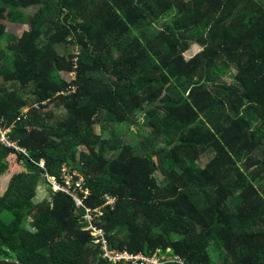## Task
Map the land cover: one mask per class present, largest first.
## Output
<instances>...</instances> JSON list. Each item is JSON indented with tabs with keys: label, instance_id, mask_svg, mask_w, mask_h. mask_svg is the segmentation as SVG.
<instances>
[{
	"label": "trees",
	"instance_id": "obj_1",
	"mask_svg": "<svg viewBox=\"0 0 264 264\" xmlns=\"http://www.w3.org/2000/svg\"><path fill=\"white\" fill-rule=\"evenodd\" d=\"M142 115L149 147L115 129ZM0 123L28 154L0 146V177L26 168L0 195V259L116 264L52 192L66 166L87 207L116 197L98 224L113 249L264 264V0H0Z\"/></svg>",
	"mask_w": 264,
	"mask_h": 264
},
{
	"label": "built area",
	"instance_id": "obj_2",
	"mask_svg": "<svg viewBox=\"0 0 264 264\" xmlns=\"http://www.w3.org/2000/svg\"><path fill=\"white\" fill-rule=\"evenodd\" d=\"M29 109L24 110V114H26ZM12 126L7 128L5 125L0 123V146L14 149L16 152L24 153L28 156L27 151L21 148L18 145L17 141H13L10 138ZM38 165L45 169V162L42 160ZM75 177L78 178L75 181ZM45 178L52 190L53 193L63 192L70 194L74 200V203L78 209H83L85 212L83 214V222L87 223L88 227L83 230L89 231L92 236V242L100 249L101 257L108 261L116 264H124V263H133V264H185L184 259L179 256H171V255H158L157 253L152 257H147L143 254H132L128 251H118L116 249L111 248L110 243L107 240L106 232L102 227H99L100 216L103 215V208L106 206H111L112 208L116 204V197H112L110 195L105 196V204L102 207L91 209L86 206L85 200L90 196L91 192L87 188H83L84 178L82 175L73 170L70 172V168L63 167L62 169V178L63 181L60 182L55 176L45 173Z\"/></svg>",
	"mask_w": 264,
	"mask_h": 264
},
{
	"label": "rangeland",
	"instance_id": "obj_3",
	"mask_svg": "<svg viewBox=\"0 0 264 264\" xmlns=\"http://www.w3.org/2000/svg\"><path fill=\"white\" fill-rule=\"evenodd\" d=\"M186 1H189V0H186ZM6 24H7V32L11 33V34H14V35H17L18 37L22 36L23 32H25V31H27L29 29L28 25H18V24H13V23H9V22L6 23ZM156 28L159 29L160 27L156 26ZM153 31H154V29H153ZM199 51H200L199 46L193 45L191 47V49L188 52L185 53L184 57H185V59L188 60L191 57H193L196 53H198ZM227 81L230 82L231 80L228 79ZM63 113H64V111H59L58 112L59 115H61ZM138 122H139L138 126L135 125V124L125 123V124H122L119 128H115V129L125 139H127V140H129L130 142H133V143L135 142V144H139L140 143V140L138 139V136L140 135L141 136V140L144 139L145 140L144 144L149 147L152 144V141L150 139H148V138H150L149 137L150 129H149V127L142 128L141 125L145 123V118H144L143 115L141 116L140 120H138ZM96 131H97V133L101 132L100 125H96ZM207 159H204L203 163H205L207 161ZM9 160H10V165H11L9 171H7L4 174V176L0 177V195L4 194V192L6 191V188L8 187V184L10 182V179L16 173V172L13 171V169H11L14 165H16L18 168H21L22 171H26L25 170L26 168H24L25 166L21 162H18L16 157L13 156L12 159H9ZM154 172H155V177H157L158 181L160 183H162L163 176L157 170L156 166H155ZM47 196H48V189H47L46 184H45V185H42L39 188L37 197L42 200V199H44ZM2 216L4 217L3 220L5 222H7V223L12 221L11 213L4 212ZM211 243H212V246H213L211 252H212V254L215 257H217L222 252V248H221L222 242L212 238V242Z\"/></svg>",
	"mask_w": 264,
	"mask_h": 264
},
{
	"label": "water",
	"instance_id": "obj_4",
	"mask_svg": "<svg viewBox=\"0 0 264 264\" xmlns=\"http://www.w3.org/2000/svg\"><path fill=\"white\" fill-rule=\"evenodd\" d=\"M88 227V224L87 223H81L77 226L78 229H84ZM0 264H19L15 261H11V260H3V259H0Z\"/></svg>",
	"mask_w": 264,
	"mask_h": 264
},
{
	"label": "crops",
	"instance_id": "obj_5",
	"mask_svg": "<svg viewBox=\"0 0 264 264\" xmlns=\"http://www.w3.org/2000/svg\"><path fill=\"white\" fill-rule=\"evenodd\" d=\"M23 164V163H22ZM25 168V167H24ZM13 171L16 172V173H19V172H22V169L21 168H18L16 165L15 167H12ZM26 170V169H25Z\"/></svg>",
	"mask_w": 264,
	"mask_h": 264
}]
</instances>
